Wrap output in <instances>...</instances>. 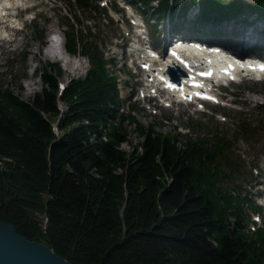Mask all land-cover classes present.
<instances>
[{
    "label": "trees",
    "instance_id": "1",
    "mask_svg": "<svg viewBox=\"0 0 264 264\" xmlns=\"http://www.w3.org/2000/svg\"><path fill=\"white\" fill-rule=\"evenodd\" d=\"M130 1L156 18L148 19L154 32L169 7L181 16L195 3L201 21L215 24L213 37L226 30L220 24L248 10L264 17V0H231L240 6L228 12L214 0ZM71 2L90 14L106 12L98 0ZM71 16L65 46L87 56L84 76L61 93L63 69L48 61L30 100L0 86V220L73 264H264V228L246 227V205L253 212L262 206L241 194V166L225 165L233 142L142 127L132 102L131 112H120L117 77L107 67L114 59H106L92 27ZM127 121L142 137L132 152L122 148ZM259 128L249 119L241 123L247 135Z\"/></svg>",
    "mask_w": 264,
    "mask_h": 264
},
{
    "label": "rangeland",
    "instance_id": "2",
    "mask_svg": "<svg viewBox=\"0 0 264 264\" xmlns=\"http://www.w3.org/2000/svg\"><path fill=\"white\" fill-rule=\"evenodd\" d=\"M100 1L106 12L90 14L89 11H84L83 8L74 4L71 0H27L25 5L21 4L22 7H32V10L26 14L21 13L20 9L10 10L12 15L17 13L21 16V19L18 21L9 19L8 21L18 27H22L23 23H25V26L22 29L0 28V86L11 87L23 99L30 100L41 89L42 82L39 75L42 71V62L48 61L58 62L63 69V74L58 77L59 86L61 84L67 86L73 78L85 75L90 68L87 56L83 54L72 55L65 49L64 31L69 29V26H66L68 25L66 17L71 11L72 16L70 19L74 21L73 17L77 14L80 17L79 19L83 21V25L91 26L96 37L102 43L103 51L107 52L106 59L113 58L115 61L114 64L108 62L107 67L109 72L117 77L120 93L124 99L120 112H131L129 102L132 101L136 105V111L133 112L136 123L142 127L153 124L158 132L170 135L180 132L201 141H208L213 135L217 134L221 137H228L233 142V148L232 153L226 151L231 157L229 164H225L226 168H233L232 163L241 166L243 174L236 176L240 177L238 183L242 185L241 194L251 196L258 204L264 206V81L248 80L229 85L225 90L227 95L224 104L208 102L200 106L191 103L173 102L171 106H167L163 100L159 101L160 98L151 99L150 101L148 99L143 100L139 95V90L144 86V75H137L135 73L137 69L135 67L130 68L131 61L126 50V46L129 45L131 40V35L128 34L129 27H133L127 17L135 14L136 21L143 24L146 19L142 16L143 11L130 0ZM230 1L214 0L211 4L225 12L233 7L240 6V3ZM244 1L247 3V1L252 0ZM104 2L105 4H103ZM153 4L157 5V2L154 1ZM249 8L254 9V6L249 5ZM261 8L259 7V10H262ZM194 13L196 14L197 11ZM145 14H147V19L152 18L151 23L155 22L156 18L151 17L149 11ZM34 16L35 19L30 21ZM89 17L93 18L90 19ZM176 20H171L166 16L158 27L161 34L154 32V28H149L146 21L145 26L142 25L141 28H147L152 44L161 48L164 45L165 36L170 38L171 41L175 36L183 37L186 35L187 38H199L225 46L228 43L239 54L248 50L264 55V31L250 29L240 33L231 24V26L225 28L226 30L219 31L218 37H213L210 32L214 31V26L210 23L205 24L204 27L201 26L202 29L198 28V30L208 32L204 34L203 31L201 33H198L200 31L197 30H195L196 33L192 32L195 28L192 25L191 18L187 17L188 21L183 27L175 25ZM246 20H249V18H246ZM2 21V16H0V24ZM258 21L260 22L254 21V23L264 22V20ZM174 26L178 28L177 31L173 30ZM236 26L241 27V29L245 28L238 25V23H236ZM77 27H81V24H77ZM171 29L172 32L170 33ZM53 33L63 40L60 45L56 46L58 51L63 52L62 54L66 56L71 55L76 63L79 62L78 70H75L73 66H67L59 58L49 59L44 57L42 50L49 44V35ZM253 33L260 34L255 35ZM261 35L263 36L262 43L257 48H245L240 45L243 41L259 39L257 36ZM60 105L63 106L61 101ZM243 119H249L257 127L259 125L260 128L255 130L256 132H253L252 135H247L241 130ZM136 123L132 121L125 123L129 140L122 143V148L127 152H132L134 145L142 140ZM180 139L184 141L185 137ZM260 194H262L261 197H259ZM258 214L260 219L255 222ZM246 215L247 228L252 230L259 229V227L264 228V208L261 213H256L246 205Z\"/></svg>",
    "mask_w": 264,
    "mask_h": 264
},
{
    "label": "water",
    "instance_id": "3",
    "mask_svg": "<svg viewBox=\"0 0 264 264\" xmlns=\"http://www.w3.org/2000/svg\"><path fill=\"white\" fill-rule=\"evenodd\" d=\"M0 264H73L48 245L29 241L0 220Z\"/></svg>",
    "mask_w": 264,
    "mask_h": 264
},
{
    "label": "bare ground",
    "instance_id": "4",
    "mask_svg": "<svg viewBox=\"0 0 264 264\" xmlns=\"http://www.w3.org/2000/svg\"><path fill=\"white\" fill-rule=\"evenodd\" d=\"M26 1L27 0H0V15L1 16H3V13H5V11H6V13L8 12V6H11L12 8V10H14V8L16 7V5H25V3H26ZM12 20V19H11ZM253 30H256V31H264V25H261V26H258V27H256L255 29H253ZM172 31H170V33H171ZM253 34H255V33H253ZM258 34H260V33H257V34H255V35H258ZM51 35V34H50ZM49 35V44L47 45V46H45L44 48H43V50H42V54L44 55V57L45 58H49V59H61V60H63L64 62H65V64L67 65V66H73V68L75 69V70H78V67L77 66H80L79 65V62H75L74 61V58L72 59V57H71V55H69V56H66L65 54H62L63 52H59L58 51V49H57V47L55 46V45H53V43H52V41L54 40L51 36ZM259 39H254V40H247V41H243V43H241L240 45L242 46H244L245 48L247 47V48H251V49H253V48H257L258 46H260V44L262 43V39H263V36L261 35V36H257ZM264 40V39H263ZM51 42V43H50ZM228 44V43H227ZM226 44V48L227 49H233L232 47H230V45L228 44L227 45ZM231 44V43H230ZM232 45V44H231ZM242 48V47H241ZM133 51H136V53L135 54H141L140 53V51H139V48L137 47V48H134V50ZM76 59V58H75ZM163 68H165V67H163ZM152 77H149L148 79H149V81H152V79H151ZM154 82V80L152 81V83ZM151 83V84H152ZM162 85V84H161ZM144 92L145 93H148V91L147 90H144ZM163 93V92H162ZM172 95L173 94H170V97H172ZM174 95H176V93L174 94Z\"/></svg>",
    "mask_w": 264,
    "mask_h": 264
}]
</instances>
